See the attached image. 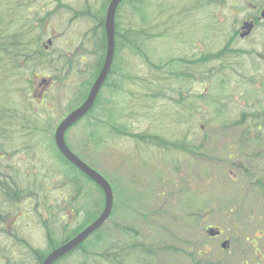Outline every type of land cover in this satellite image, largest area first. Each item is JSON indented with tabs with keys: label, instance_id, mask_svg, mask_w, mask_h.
<instances>
[{
	"label": "rangeland",
	"instance_id": "1",
	"mask_svg": "<svg viewBox=\"0 0 264 264\" xmlns=\"http://www.w3.org/2000/svg\"><path fill=\"white\" fill-rule=\"evenodd\" d=\"M106 1L108 2V0H39L32 8V13L39 11L41 17L56 12L50 20L44 19L54 28L45 31L42 37L43 43L48 39L56 42V46L54 43V46L48 49L51 53L48 52L49 57L56 59L55 64H64L62 54L72 53L84 42L83 38L74 40L78 34H82L87 29V25L70 18L72 14L70 8L75 7L80 10L87 4L95 7V4L102 5ZM197 1L182 2L181 7H188V3L193 4ZM246 1L199 0L204 6L198 10V13L193 14L194 21L188 24L190 30L186 32L190 33L194 39L186 36L184 39L186 42H181L174 37L167 39L166 35L161 38L155 37L147 42L151 60L159 65L168 62L165 70H169L168 65L174 59L200 58L209 52L222 49L233 31L241 26L242 21L249 14L250 10ZM146 2L152 4L153 0H146ZM146 9L150 11L153 9L152 5H148ZM36 23L37 21L34 20V24ZM164 31V26H161V32ZM150 34L156 33L150 30ZM69 41H73L72 48L69 47ZM237 46L241 48L245 47V44ZM93 59L89 57V67L93 65ZM236 59L238 58H230L229 61L235 63ZM239 60L245 63L247 58L243 56ZM20 62L22 63L23 60ZM222 62L215 60L202 64L198 71H192L196 76L205 75L219 69ZM121 63L128 72L131 70L128 75L132 78H126L123 72L109 77V86L105 87L101 97L102 103L98 104L90 117V120L102 119L104 121L102 127L91 129L87 125V120H82L84 122L72 128L66 135L72 150L110 179L114 187L115 207L106 224L107 233L116 235L114 228L116 223L144 231L140 222L141 216L150 209L153 213H157L154 217L158 225L168 230L164 234L166 240L173 235L179 242L176 245L181 249H184L187 239H197L188 232V227L190 225L196 228L200 221L201 226L204 224L214 227L226 225L227 233L230 234L232 212L228 208L234 205L240 193L244 191L245 182L242 181L243 177H239L235 184V179L231 178L229 173L222 175L221 180L218 179L219 176L215 174L216 162L213 159V152L216 151L214 143H211L207 150L201 151L202 155L173 150L166 146L157 148L142 142L137 143L127 135L116 134L112 130V125L122 126L127 132L132 133L159 134L171 141L183 139L191 130L189 141L202 144L204 131L201 125L207 120L212 124L205 132L212 134V137L216 136L214 120H217L216 112L221 109V104L224 102L222 96L233 97L238 101L229 103L228 111L245 110L244 103H241L238 97L245 96L248 86L234 81L223 85L221 81L226 75L220 73L214 74L210 82L191 80L187 83L180 82L181 79L173 81L169 78L163 81L162 78L169 75L168 71L154 73L155 68L146 63L143 58L130 59L127 56V50L124 51ZM29 65L20 72H16L14 76L17 78H13V75L8 77L7 84L3 86L6 91L0 93V114L11 112L12 121L15 122L10 128L9 120L3 125L5 129L14 131L6 132L9 137V143L5 147L6 164L11 165V170L22 180V187L31 189V191L27 190L29 192L27 198L34 196L32 203H35L37 208L41 207L40 213L49 222L48 230L54 227L59 240L61 238L56 228L61 222H59V211H55L59 203L57 204L56 198L54 200L52 197L46 199L42 197L48 192L47 188L51 191L50 188L55 187L54 189L57 190L61 187V182L66 179V174L69 172L68 168L71 169L68 164L61 160L59 164L53 157H58L54 149V135L59 122L71 110L72 102L76 101V97L71 96L73 92L71 88L76 85L77 79L73 84V72L70 75L60 73L53 86L49 82L45 84L44 76H48V79L54 77L53 72L42 66L35 70L34 64ZM170 66L175 67L174 64ZM86 69L89 68H85L82 74L87 72ZM137 76L144 79H137ZM61 80L65 81L63 86H61ZM112 84L117 85L112 87ZM16 87H22L21 91H18ZM161 87L166 90L161 91ZM179 91L184 93V104L180 105V108L177 103ZM200 94L216 99V105H208L209 108H207L204 100L196 97ZM43 98L45 100L42 103ZM191 103L194 105L190 110ZM200 105L203 106L202 110L199 108ZM207 152L210 155L209 158L206 155ZM55 171L59 172L55 175ZM34 178L38 180L37 182L42 180L44 187L40 183H33L36 180ZM86 184L100 201L102 196L99 190L91 183ZM232 185H235L236 193L230 192L229 188ZM66 189L69 191V188ZM53 193L60 196L58 191ZM104 196L103 193L105 202ZM32 203L26 201L22 204V208L20 207V211L24 208V204L29 208L33 207ZM70 208L72 207L67 209L70 210ZM221 208L226 209L223 211ZM20 213L18 212L19 215ZM70 215L71 217L66 218V221H62L64 224L70 222L68 225L74 227L83 221L84 213H76V209H73ZM35 219H37L36 223L33 222ZM22 222L31 224V229L27 230L24 226L21 229L22 234L19 231L18 234L29 238L32 245L37 248L49 247L42 228V217L37 216ZM14 224H16L15 217H10L7 222L5 220V226L9 229ZM153 230L152 237L155 239L157 232ZM197 230H201L202 237L207 238L202 227L199 226ZM1 241H3L2 238ZM55 241L51 242V246ZM17 249L22 251L24 247L20 249L18 245Z\"/></svg>",
	"mask_w": 264,
	"mask_h": 264
},
{
	"label": "trees",
	"instance_id": "2",
	"mask_svg": "<svg viewBox=\"0 0 264 264\" xmlns=\"http://www.w3.org/2000/svg\"><path fill=\"white\" fill-rule=\"evenodd\" d=\"M187 1L188 0H153L152 4H149L146 0H123L118 11L116 55L110 77L115 73L118 74L123 72V74L126 75V78H132L128 75L131 70L128 72L121 63L122 56L126 50L127 56H129L130 59L141 57L146 63L154 67V73L168 71L169 75L164 76V78H162L163 81L169 78V80L173 81L181 79V81H177H185L187 83L191 80L210 82L214 74L222 71L227 72L228 69H232L231 66L223 62H226L228 60L226 57L233 52L231 41L234 37H232L230 42L222 49L215 52H209L200 58L172 60L168 65L169 70H165L168 62L159 65L151 60L147 46L149 40L155 37L161 38L166 35L167 38L174 37L181 42H186L184 40L186 36H191L190 33H186L190 30L188 24L194 21L193 14L195 15L198 13V10L204 5L203 3L201 5L198 0L197 2L199 4L194 2L193 4L188 3V7H181L182 2ZM38 2L39 0H0V93L6 91V88L3 86L7 84L6 81L8 80V77L13 75V78H17V76H14L16 72H20L22 69L27 68L29 64H34V67H36L35 70L42 66L54 73H67V75H70L73 72L72 68H60L59 66L62 64H55L56 59L54 57H49L47 50L40 44L44 31L42 29V26H44L45 23L44 17H41L40 12L38 11L32 13V8L36 6ZM148 5H152L153 9L147 11L146 8ZM106 7L107 1L105 4H102L97 11H86L87 16H89V14L91 15L92 26H94L96 30L100 27V32L95 33L91 42L88 43L87 41V43L82 46L87 58L93 57L94 62L86 73H77L78 77L76 85L71 88L73 89L71 96L76 97V101L72 102L71 109L80 105L86 98L92 83L95 81L102 68L107 48V37L103 28ZM185 8L186 10H184ZM34 20L35 22L37 21L36 24H34ZM37 24H39L38 28L36 26ZM161 26H164V32H161ZM150 30L154 31L156 34H150ZM155 30L158 31L156 32ZM193 39L194 38L192 37V40ZM91 49L94 51L91 52ZM62 55V63H68L67 65L70 66L69 63L73 62V57L65 54ZM85 55L79 53L76 56L77 67L81 70H84L81 66H88V64L85 63ZM21 60H23L22 63L20 62ZM215 60H221L223 62L221 63V66H219V69L214 70L213 72L211 71V73L196 76L195 72L192 71H198L202 64H207ZM172 64L175 65L174 68L170 66ZM64 70L66 71L63 72ZM75 79L73 80V84ZM133 79L135 80L134 77ZM137 79L144 78L138 77ZM224 82H227V80H224ZM64 83L65 81L61 80V86H63ZM108 84L109 81L106 82L105 87L109 86ZM16 89L21 91L22 87H16ZM164 90L166 89L161 87V91ZM102 94L103 93L99 96L94 108L86 117H84L88 122L87 125L91 129H98L104 124V121L99 118L90 120L95 108L98 104L102 103ZM143 96L146 97V95ZM189 97L191 96L189 95ZM196 97L203 99L207 108H209L208 105H215L216 103V99H211L204 94H200ZM183 102L184 93L179 91V100H177V103L179 104L178 108H180V105L184 104ZM193 105L194 104L192 103L190 104V110L193 108ZM199 108L202 110L203 106L200 105ZM12 116L11 112L8 114H0V264H42L45 256L51 250L68 239L76 236L82 229L92 223L99 216L103 209V191L90 178L65 159L57 149L58 163L61 160L68 164L71 169L68 168L69 172L66 174V179L61 182V187L57 190L54 189L55 187L53 189L50 188L51 191L47 188L48 192L44 194L42 199L48 198L50 194V197H53L54 200L55 198L57 199V204L59 203L57 208L62 209V207H72L73 209H76V213H84L83 221L80 222L79 225L73 227L72 225L64 224L62 220H59L61 224L59 225L58 223L59 226L56 230L59 232V237L61 239L57 240L54 227H50L49 235L51 237V242L56 241L52 246L50 243L49 248L45 250L33 246L27 237L18 234V231L20 233L22 231L21 229L24 224L22 221L26 219L27 215L32 214L40 216L41 207L37 208L35 207V203H32V198H34V196L27 198L29 197V192L27 190L31 191V189L23 188L22 180L11 170L12 166L6 164L7 159L5 152L7 150H5V147L9 143V137L6 135V132L13 133L14 131L5 129L3 125L9 120L8 127L10 128L13 126V123L15 122L14 120L12 121ZM124 117L127 118V116ZM206 122H208V120ZM209 125L210 123H208V126ZM112 128L116 134L127 135L137 143L142 142L143 144L156 146L157 148L166 146L173 150H182L195 154L199 153L197 148L193 147L192 142L187 143L184 140V137L183 139L180 138L176 141H171L161 137L159 134L127 132L122 126L117 127L115 125H112ZM209 156L210 155H208V157ZM59 171L61 172V168H59ZM59 171H55V175ZM37 181L38 180L36 179L33 183L42 184L41 182H43L42 180L41 182ZM86 183L93 184L99 190L102 196L100 201H98L99 198L91 193V190L87 187ZM66 188H69V191H67ZM56 191L60 193V196L53 195V192ZM26 201H30L33 204V207L29 208L28 205L24 204V208L20 211V207L22 208V204ZM17 205L18 208H16ZM18 212H21L20 215ZM155 214L157 213H153L150 209L142 214L141 224H143L144 231L135 227L124 226L121 223H116L114 225L116 235L112 236V234L107 233L105 224L76 250H73V252L66 255L61 260H58L55 264H183L184 249H181L176 245L179 242L176 241L173 235L170 236V239L166 240L164 234L165 231L168 230L158 225V222H156L154 217ZM234 216L235 215L232 214L231 218L233 219ZM245 216L246 215L243 213H238L235 217H239V220L244 222ZM10 217L17 218L16 224L12 226V229L5 226V220L7 222ZM200 224L201 222H198L196 227L200 226ZM192 227L195 229L194 226ZM153 229L157 232L155 239L152 237L154 232ZM161 233H163V235H161ZM163 236H165V238H162ZM1 238L3 241H1ZM18 245H20V249L22 247H24V249L22 251L18 250ZM194 255L197 256V253L195 252Z\"/></svg>",
	"mask_w": 264,
	"mask_h": 264
},
{
	"label": "flooded vegetation",
	"instance_id": "3",
	"mask_svg": "<svg viewBox=\"0 0 264 264\" xmlns=\"http://www.w3.org/2000/svg\"><path fill=\"white\" fill-rule=\"evenodd\" d=\"M247 1L252 13L246 20L253 22L254 28L246 38H234L231 41L234 46L231 48L240 56L247 58L245 63L243 60L237 62L238 70L241 72L239 77L244 76V80H240L239 83L248 85V92L243 97L246 110L225 109L216 112L215 136V150L228 151V158L215 159L218 179L221 180L222 175L226 173L235 179V184L239 177L244 178L242 181L245 182V192L242 191L239 196L236 194L238 198H245L244 206L234 209L236 213L246 215L245 221L233 222L230 234L227 233V227L221 226L216 237L187 239L183 264H264V16L262 17L264 0ZM70 11H72L70 18L73 19V8H70ZM89 23L92 25L91 20ZM103 28L106 33L105 21ZM99 30L100 27L96 30L91 26L84 35L88 36L91 42ZM236 33L240 36L241 27ZM84 35L78 34L75 38H83ZM239 44H245V47L240 48L237 46ZM77 51H81V48H76L74 52ZM229 189L231 193H236L235 185ZM67 208L56 207L55 211H59L60 215L59 220L71 217L73 209ZM41 214L39 217L43 218L42 228L50 245L51 237L47 227L49 222ZM36 217L31 214L26 218L31 220ZM33 222L36 223L37 219ZM30 226L31 224H28L29 228ZM209 228L211 225L204 226L203 233ZM28 240L30 241L29 238ZM195 252L197 256L194 255Z\"/></svg>",
	"mask_w": 264,
	"mask_h": 264
},
{
	"label": "water",
	"instance_id": "4",
	"mask_svg": "<svg viewBox=\"0 0 264 264\" xmlns=\"http://www.w3.org/2000/svg\"><path fill=\"white\" fill-rule=\"evenodd\" d=\"M122 0H112L109 6L106 28H107V38H108V50L107 56L105 60V64L103 69L97 78L95 84L93 85L91 92L87 98V100L77 109L72 111L58 126L56 130V144L61 151V153L79 170L85 173L88 177H90L94 182H96L103 190L105 194V207L101 215L89 226H87L84 230H82L78 235H76L73 239L67 241L62 244L54 251H52L44 260L43 264H53L72 250L79 247L89 236L95 233L98 229H100L109 219L112 214L114 207V191L111 183L98 171L89 166L86 162H84L80 157H78L71 149L68 147L65 140L66 131L72 127L76 122H78L81 118H83L93 107L95 104L96 98L100 89L106 80L115 55V38H116V24L115 17L117 8ZM245 27L248 28L245 34H248L251 31L252 25L247 23ZM212 235L216 233L212 231Z\"/></svg>",
	"mask_w": 264,
	"mask_h": 264
}]
</instances>
